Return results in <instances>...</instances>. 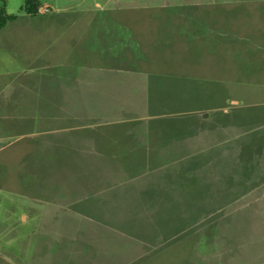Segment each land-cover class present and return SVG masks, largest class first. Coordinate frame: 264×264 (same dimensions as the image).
Segmentation results:
<instances>
[{
  "label": "rangeland",
  "instance_id": "1",
  "mask_svg": "<svg viewBox=\"0 0 264 264\" xmlns=\"http://www.w3.org/2000/svg\"><path fill=\"white\" fill-rule=\"evenodd\" d=\"M38 1L0 0V264H91L78 215L148 245L105 264H264V0ZM105 186L150 194L60 200Z\"/></svg>",
  "mask_w": 264,
  "mask_h": 264
},
{
  "label": "trees",
  "instance_id": "2",
  "mask_svg": "<svg viewBox=\"0 0 264 264\" xmlns=\"http://www.w3.org/2000/svg\"><path fill=\"white\" fill-rule=\"evenodd\" d=\"M40 7L38 0H24V9L28 13H36L38 12ZM16 18V15L14 14H8L4 10L0 11V29L3 28L8 21L14 20ZM36 207V208H35ZM46 204H39L38 206H34V209H45ZM36 217H39V214L36 213ZM35 217V218H36ZM100 216H73V217H67L69 219L67 229L69 230L70 237H72V240L65 244L66 248L68 247L71 250V247H78L81 249V254L79 255L81 257H85L89 260V263L91 264H105L106 258L110 257V252L112 251L113 247H109L108 243L104 244L106 237L108 236L111 240L114 241V243H119V240H125L129 242L134 248L132 249L133 255L136 254L139 256V254L144 251L146 253L148 251V245L146 242H142L140 239L135 238L132 235H129L128 233H125L120 228L115 226H108L105 224V222L99 218ZM135 218V217H134ZM66 219V218H65ZM59 223V221H58ZM56 224V221H55ZM61 225L64 226V220L62 219ZM61 225H58V227H61ZM120 226V225H118ZM62 228V227H61ZM60 228V229H61ZM89 234H92L93 236H96L97 238L92 239V236L90 237L89 241L87 240V236ZM129 240V241H128ZM121 245H126V243H121ZM52 253H55L57 250H62L63 248H57L55 245L52 246ZM110 248V249H109ZM69 250L68 254L71 256L74 260L76 255L74 252H71ZM70 260V259H69ZM69 260H63V258H59L58 264H68Z\"/></svg>",
  "mask_w": 264,
  "mask_h": 264
},
{
  "label": "crops",
  "instance_id": "3",
  "mask_svg": "<svg viewBox=\"0 0 264 264\" xmlns=\"http://www.w3.org/2000/svg\"><path fill=\"white\" fill-rule=\"evenodd\" d=\"M136 33V32H135ZM202 52V54H203V51H201ZM256 125V124H255ZM255 125H254V127L253 126H249L248 127V129L247 130H244L245 132L247 131V132H256V129H257V127H255ZM257 126V125H256ZM254 129V130H251V129ZM243 131V132H244ZM152 132H155V130L153 129L152 130ZM139 133H142V132H139ZM135 141V140H134ZM134 144V143H133ZM135 145H131V146H126V145H121L120 146V152L119 153H117V155H115V154H112V155H114V157H113V160H115V161H117V162H119L120 161V157H122V162H125V163H127V161L125 160V155H126V151H128V150H131V151H138V149L137 148H139L138 147V145H136V147L137 148H133ZM134 153H137V152H134ZM118 180H119V182L118 183H120V179L118 178ZM262 180H264V174L262 175V177L260 178V181H255V180H253L252 182H254V187H255V189H257L259 186H257L256 184H258V183H260L261 184V187L262 186H264V182L262 183ZM172 181H173V183L175 184H178V185H180V183L178 182V179L177 178H173L172 179ZM115 183H117V182H114V183H112V184H115ZM173 185V184H172ZM140 191V190H139ZM91 194H99V196H96V197H88V194H87V196H84V197H80L79 195H77V194H74V195H67V196H65V197H61L60 198V200H69V199H72V200H82V199H85V200H98V201H102V202H113V200H125V199H129L130 198V196L129 195H140V194H150V193H139V192H125V191H123V192H119V191H117V192H113V191H110L109 190V188H108V186H105V188H103V189H100L99 191H96V192H91ZM74 196H77V198H75ZM138 197L137 196H133L132 197V199H137ZM139 199H140V197H139ZM106 210V209H105Z\"/></svg>",
  "mask_w": 264,
  "mask_h": 264
},
{
  "label": "built area",
  "instance_id": "4",
  "mask_svg": "<svg viewBox=\"0 0 264 264\" xmlns=\"http://www.w3.org/2000/svg\"><path fill=\"white\" fill-rule=\"evenodd\" d=\"M48 9H49V7H48V6H46V5H43V6H41V7H40V11H41L42 13H45V12H47V11H48Z\"/></svg>",
  "mask_w": 264,
  "mask_h": 264
}]
</instances>
